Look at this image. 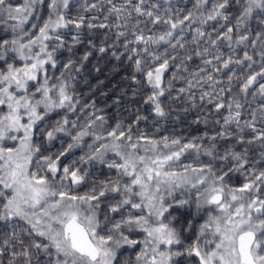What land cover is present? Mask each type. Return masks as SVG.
I'll use <instances>...</instances> for the list:
<instances>
[{
    "label": "snow or ice",
    "instance_id": "snow-or-ice-1",
    "mask_svg": "<svg viewBox=\"0 0 264 264\" xmlns=\"http://www.w3.org/2000/svg\"><path fill=\"white\" fill-rule=\"evenodd\" d=\"M0 264H264V0H0Z\"/></svg>",
    "mask_w": 264,
    "mask_h": 264
}]
</instances>
